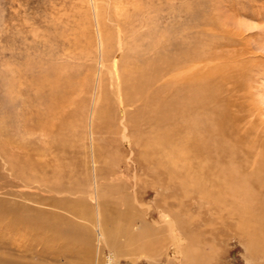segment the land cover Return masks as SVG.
I'll return each mask as SVG.
<instances>
[{
    "label": "rangeland",
    "instance_id": "1",
    "mask_svg": "<svg viewBox=\"0 0 264 264\" xmlns=\"http://www.w3.org/2000/svg\"><path fill=\"white\" fill-rule=\"evenodd\" d=\"M138 1L145 6L152 3L157 8V21L160 22H156L154 31L161 44L169 45L175 38L180 47L184 39L188 42V37H194L196 31L200 30L191 29L188 32L183 29L188 22L185 12L190 7L193 14L210 20L217 27L213 34L219 35V39L224 25L234 29L242 27L247 34H257L250 41V47L256 53L264 54V22L237 15L235 0ZM120 2L0 0L1 225L3 221L7 222L12 208L26 206L43 215L44 221V216L57 213L74 220L76 224L88 226L95 233L98 202L86 194L94 191L96 168L98 182L104 184L99 195L104 215L108 214L116 225L135 233H146L147 228L150 232L162 229L157 204L153 203L158 198L153 187L145 183L151 178L143 172L146 167L143 168L144 164H141L148 163V160L156 163L164 158L162 150L155 146L157 137L165 130L161 131L157 125L149 123L139 124V129L135 128L138 123L131 121V115L139 103L127 102V90H123L124 94L118 92L110 74L111 62L106 64L101 75L102 57L96 14L107 38V46L111 44L117 55H123L126 46L137 45L133 37L140 33L139 23L126 27L122 24L124 18L119 15L120 8L117 7ZM94 4L98 7L97 11ZM120 30H124L126 40L119 39ZM213 40L209 38L207 54L216 56L214 59L205 57L207 67L221 62V55L230 57L232 54L234 61L243 58L239 49L241 45L228 44V47H224L220 41L217 42L218 38ZM47 72H51V81L47 79ZM253 72L244 78L238 89L219 88V97L211 98L205 109L208 117L214 120L211 123L217 125L224 116L223 113L217 117V113L231 107V115H239L240 112L249 115L246 120L253 122L250 124V135L245 136L246 130L240 126L236 130L237 136H232V130L242 125L238 121L231 122L233 128L226 135L246 144L247 154L242 149L240 156L250 161L262 159L258 158V153L264 152V74ZM215 86H219L218 82ZM230 100L243 103L244 108L229 106L227 101ZM121 104L126 105L125 119L120 117ZM187 135V130L182 132L177 143L183 140V136L188 141ZM236 137L241 140L238 141ZM183 149L186 154L194 155L193 146L188 145V149ZM170 201L176 202L175 198ZM82 203L90 208L89 214L80 213ZM173 210L179 209L174 207ZM189 211L184 217L193 214L195 218L196 210ZM212 226L204 225L201 228L209 229ZM14 234L19 237L26 235L24 231ZM168 235V232L160 234L159 238L164 243ZM32 236L28 242L32 261L35 264L52 262L44 253V235L33 233ZM127 238V231L120 233L119 241L124 243ZM168 244L170 247V239ZM217 246L216 241L210 240L205 249L214 252ZM106 247H102L101 253L95 251L93 264H107L111 250ZM164 253L150 262L144 258L138 260V254L129 255L122 257L118 264H133V260H137L136 264H169L165 249ZM244 253L238 241L230 240L218 263L246 264ZM17 254L23 255V252ZM62 263H65L64 258Z\"/></svg>",
    "mask_w": 264,
    "mask_h": 264
},
{
    "label": "bare ground",
    "instance_id": "2",
    "mask_svg": "<svg viewBox=\"0 0 264 264\" xmlns=\"http://www.w3.org/2000/svg\"><path fill=\"white\" fill-rule=\"evenodd\" d=\"M235 2L237 15L264 22V0ZM117 7L120 8L119 15L124 18L122 24L126 27L138 22L141 31L138 29L140 33L133 37L136 47L134 44V47L126 46L125 53L117 55L111 44L107 46V38L96 14L102 57L101 75L106 64L111 62L110 74L118 92L127 90V102L139 103L131 115V121L138 123L135 128L139 129L141 124L149 123L157 125L161 131L165 130L157 137V147L155 146L159 151L162 150L164 158L160 161L156 159V163L148 160V163L141 164H144L143 168L146 167L143 172L151 178L145 183L153 187L160 199L158 202L156 198L157 201L153 203L157 204L162 229L150 232L146 227V233H135L116 225L108 214L104 215L103 203L99 198L104 184L98 182L95 168L94 191L86 195L98 202L95 201L96 232L93 233L88 226L76 224L74 220L57 213L44 216V221L43 215L31 207H14L7 222L0 224V264H35L28 246L33 233L44 235V253L52 261L47 264H60L63 258L64 264H93L95 251L101 253L103 246L111 250L107 256V264H118L122 257L136 254L138 260L144 258L148 262L154 261L165 255L164 249L168 253L169 264H219L223 250L230 240L242 245L246 264H264V152L258 153V158L262 159L250 161L243 158L240 155L242 149L247 154L246 144L226 135L232 127L231 122L238 121L242 125L232 130V136H237L236 130L240 126L246 130L245 136H248L253 122L247 121L249 115L239 110V115H231L232 107L219 113L215 111L217 117L224 113L218 125L212 124L214 120L205 113L211 98L219 95V88L238 89L244 78L253 71L264 74V54H258L250 47V41L257 34H247L241 26L234 29L224 25L219 39V35L213 34L218 30L217 27L210 20L193 14L189 7L185 12L188 22L183 29L200 30L196 31L194 37L189 36L188 42L183 38L180 47L175 38H172L169 45L161 44L154 31L156 22H160L157 21L159 14L155 5L151 3L150 6H145L138 0H121ZM94 9H98L95 4ZM118 23L122 25L121 22ZM123 32L124 30L119 31V39L126 40ZM210 37L214 40L218 38L217 42L220 41L224 47H228V44L241 45L239 49L243 58L234 61L232 54L231 58L229 55H221V62L207 67L205 57L214 59L216 56L207 54ZM50 74L51 72H47L49 81ZM216 82L218 87L215 86ZM231 101H227L229 106L244 108L243 103ZM125 107L124 104L120 105L122 119L126 118ZM181 123L185 125L182 126ZM185 130L189 143L184 136L177 143ZM236 139L241 140L240 137ZM187 143L195 149L192 156L184 152L183 148L188 149ZM205 155L208 157H204ZM172 198L176 202H171ZM1 205L0 202V209ZM174 207L179 210H173ZM193 209L196 210L195 218L193 214L184 217L188 214L187 211L192 212ZM80 213H90L87 204H83ZM204 225L217 227L201 228ZM124 230L127 231L128 238L122 243L119 235ZM20 231H24L26 235L19 237L14 234ZM167 232L168 238L163 243L159 236ZM169 239L170 247L167 245ZM210 240L218 244L214 252H207L205 249ZM19 252H23V255L17 254ZM136 262L137 260H133L132 263Z\"/></svg>",
    "mask_w": 264,
    "mask_h": 264
}]
</instances>
